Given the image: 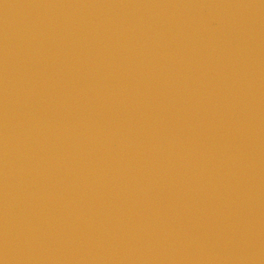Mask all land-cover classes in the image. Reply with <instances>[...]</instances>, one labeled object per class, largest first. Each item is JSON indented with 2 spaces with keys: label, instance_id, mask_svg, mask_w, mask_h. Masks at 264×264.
<instances>
[{
  "label": "water",
  "instance_id": "obj_1",
  "mask_svg": "<svg viewBox=\"0 0 264 264\" xmlns=\"http://www.w3.org/2000/svg\"><path fill=\"white\" fill-rule=\"evenodd\" d=\"M0 264H264V0H0Z\"/></svg>",
  "mask_w": 264,
  "mask_h": 264
}]
</instances>
